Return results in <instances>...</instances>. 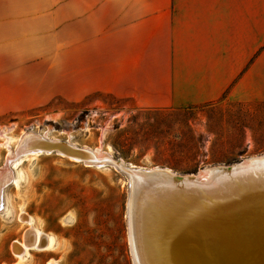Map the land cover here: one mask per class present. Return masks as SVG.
<instances>
[{
	"label": "rangeland",
	"instance_id": "obj_1",
	"mask_svg": "<svg viewBox=\"0 0 264 264\" xmlns=\"http://www.w3.org/2000/svg\"><path fill=\"white\" fill-rule=\"evenodd\" d=\"M78 5L82 0H0L6 23L19 18V31L12 32L19 53L4 60L0 264H135L128 176L59 153L28 155L12 168L10 154L26 134L182 176L264 154V105L142 110L129 99L93 92L92 34L77 23ZM30 229L53 236L56 244L21 259L12 247Z\"/></svg>",
	"mask_w": 264,
	"mask_h": 264
},
{
	"label": "crops",
	"instance_id": "obj_2",
	"mask_svg": "<svg viewBox=\"0 0 264 264\" xmlns=\"http://www.w3.org/2000/svg\"><path fill=\"white\" fill-rule=\"evenodd\" d=\"M76 10L92 34L93 92L142 110L264 105V0H82ZM18 24L0 6V112Z\"/></svg>",
	"mask_w": 264,
	"mask_h": 264
},
{
	"label": "water",
	"instance_id": "obj_3",
	"mask_svg": "<svg viewBox=\"0 0 264 264\" xmlns=\"http://www.w3.org/2000/svg\"><path fill=\"white\" fill-rule=\"evenodd\" d=\"M31 135L33 141L24 147V151L15 149L17 159L28 153L41 152L60 153L69 158L79 159L82 163L85 161L94 162V159L88 161L92 158L86 154L89 151L74 150L68 145V142L50 141L39 134ZM255 157L258 158L252 159ZM255 157L229 166H215L212 169L216 170L211 171L212 173L205 178H200L199 173L183 176L168 175L162 171L135 173L121 167L120 159L114 157L107 164L115 166L135 178L132 190L134 211L142 208V204L155 206L154 211L170 215L175 226L179 224L181 215H190L192 223L197 225V229L198 227L204 229L205 236L211 235L217 238L206 255L204 252L209 243L200 240L203 251L199 256L192 255L187 241H182L177 264H264V207L256 208L260 203L247 201L248 199L253 200V196L241 197L238 200L235 198L236 196L224 195L211 200L215 191L224 187L225 183L231 187L232 191H235L237 185H243L245 181L264 180V154ZM95 163L101 164L102 161ZM217 168H221V170ZM260 192L262 194L258 196L262 197L264 202V190L262 189ZM149 201L153 204H149ZM136 221L139 223L137 218ZM166 237L169 236L166 235ZM138 239L139 245L142 247L144 242L142 239L141 241L140 238ZM155 240L156 238L150 237L149 241L145 242L143 251L147 255L142 263L174 264L168 261L174 260L175 255L163 254L162 249L155 250V245L151 244ZM179 241L181 242L180 237Z\"/></svg>",
	"mask_w": 264,
	"mask_h": 264
},
{
	"label": "bare ground",
	"instance_id": "obj_4",
	"mask_svg": "<svg viewBox=\"0 0 264 264\" xmlns=\"http://www.w3.org/2000/svg\"><path fill=\"white\" fill-rule=\"evenodd\" d=\"M31 136H32L31 134H26V136H23V138L21 139V141L17 147L20 151L21 150L24 151L23 150L24 147L30 141H33V137H31ZM45 139H46V137H45ZM49 140L56 142L55 140H51V139H49ZM69 146L74 150H77V149L83 150V152L89 151V153L87 152L86 154L92 156V158H90V160H88V161H93V159H94V162L85 161V163L88 165H95L98 167L104 166V165H109V164H107L108 161L110 159H113L110 156H102L96 152H93V151H90L87 149H79V148L73 147L71 145H69ZM38 154H43V153L33 152V153H28V154L24 155L23 157L25 158L28 155H38ZM47 154H50V153H47ZM10 156L12 158L11 160H13L12 163L14 164L12 166V168H16L18 165L22 164L21 161L23 160L22 159L23 157L20 159H17V154L15 152L10 154ZM257 158L255 157L252 159H257ZM69 159H72L75 161H80L79 159H73L71 157ZM98 161H100V162L102 161V163L96 164L95 162L98 163ZM119 165L121 167L128 169L130 171H133L135 173L136 172L137 173L144 172V171H151V172H156V171L161 172L162 171L163 173L166 172V174H168V175L175 174L173 171L167 170L164 168L141 169V168L128 167V166H125L121 161H119ZM212 168L213 167L207 168V169L201 171V172H204L202 174H200L201 172H199V174H198L199 177L200 178L208 177V175L210 173H212L213 170H216V169H212ZM117 169L119 171H121L119 168H117ZM217 169L221 170V168H217ZM10 172L11 171H6L5 175L10 176L9 175ZM121 172L124 173L123 171H121ZM124 174L128 176L129 181H130V186H131V190L129 193L130 198H129V203H128V220H129V228H130L129 238H130V243H131V251H132V255H133L135 264H143L142 262L144 261V259L146 258V255H147L146 253H144L143 249L145 246V242H147V240L149 241L150 237L156 238V240L153 243L151 242L152 245H155V250L162 249L161 252H163V254L164 253H171L172 255H175L174 260L168 261L169 263L177 264V262L179 260L180 251H181L180 245H181L182 241H187V244L190 247L192 255H196V256L201 255V252L203 251V246L200 243V240H205V241H207V243H209L208 248L204 252V255H206L209 252V250H211V248L213 247L212 243H214L217 240V238H215L211 235L205 236L204 231H203L204 229L200 228V227H198V229H197V225H194L192 223V218L190 215H181L179 224H177L175 226L173 223L172 217L170 215H168L167 213H164V212L157 213L156 211H154L155 206H150V205L146 206L145 204H142V208H139L138 210L136 209V211H134V209L132 208L133 207V205H132V193H133V191L132 190H133V186L135 184V178L132 177L131 175H128L127 173H124ZM238 186H239V188H238ZM244 186H246V187L244 188ZM262 189L264 190V180H259V179H254V180L248 181V182L245 181L243 185L242 184L237 185V188H235V191H232L231 187H228V185L225 183L224 187L215 191V195H213L211 197V200L216 199L217 196L220 197V196H224V195L236 196L235 198H237L238 200L241 197L244 198L247 196L248 197L253 196V200H249V199L248 200L245 199V200L253 202V203H260V205H258L256 208L261 209L262 207H264V202L261 199L262 197H259L258 195L262 194L260 192V191H262ZM1 198H2V196H1ZM227 198H229V197H227ZM227 198H225V199H227ZM240 200H242V199H240ZM148 203L153 204L150 201ZM1 209H3V200L2 199H0V210ZM136 218L138 219L139 223H136L137 222ZM166 235L169 237H166ZM179 237L181 238V242L179 241ZM138 238H140V241L142 239L144 242V245L142 247L139 245V239ZM55 244H56V240L53 236L45 234V233H43L37 229H30L26 232V234L23 238V241H21V242L16 241L12 248H14V251H15V253H17V256H19L21 259H23L26 255L29 254V251L31 249H33V250L35 249V250H39V251H48V250L53 249ZM159 247H161V248H159ZM50 264H56V263L51 262Z\"/></svg>",
	"mask_w": 264,
	"mask_h": 264
}]
</instances>
